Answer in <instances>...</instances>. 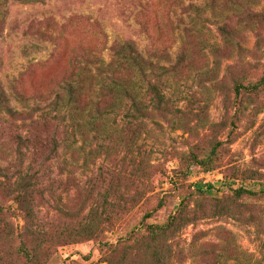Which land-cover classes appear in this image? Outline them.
Returning a JSON list of instances; mask_svg holds the SVG:
<instances>
[{"label":"rangeland","instance_id":"rangeland-1","mask_svg":"<svg viewBox=\"0 0 264 264\" xmlns=\"http://www.w3.org/2000/svg\"><path fill=\"white\" fill-rule=\"evenodd\" d=\"M261 12L264 0H0V82L10 106L47 117L46 137L60 142L38 220L45 230L87 227L98 236L59 247L42 264H106L110 249L133 232L147 236L149 226L172 217L173 264H264V89L237 92V84L263 74ZM117 40L133 41L146 58L155 50L152 62L168 72L136 76L134 101L99 99L80 116L75 107L91 95L86 61L101 53L109 62ZM75 82L85 90L76 105L65 93L57 98ZM149 83L166 96L165 113L142 117L133 106L151 108ZM16 127L12 134L24 130ZM6 128L0 162L12 173ZM219 143L218 168L191 176V157ZM240 189L249 194L237 199ZM12 214L22 225L21 213Z\"/></svg>","mask_w":264,"mask_h":264},{"label":"trees","instance_id":"trees-1","mask_svg":"<svg viewBox=\"0 0 264 264\" xmlns=\"http://www.w3.org/2000/svg\"><path fill=\"white\" fill-rule=\"evenodd\" d=\"M13 1L32 5L39 4L43 0ZM255 17L263 18L264 13L256 14ZM0 19L2 20V18ZM259 30L260 26L256 31ZM221 35L223 39H227V30L224 27L221 29ZM110 51L109 62L104 60L101 53L93 55L90 61H86V72L92 80L88 89L91 95H88V102L81 109H78L77 103L78 99L85 94V90L80 82H75V86L71 83L66 84L61 87L63 93L57 94V98L62 99L65 93L69 105L77 104L75 110L80 116L86 110L97 106L99 99L102 101L120 97L134 101L135 91L129 85L130 81L134 85L133 79L136 76L151 79L158 71L168 72L166 67L159 68L157 65L159 61L152 62L155 50H151L149 58H146L133 41L117 40ZM158 55L157 57L169 61L164 52H160ZM176 66L172 70L177 68ZM237 86L238 93H240V89H243L251 95H257L264 89V70L257 82L247 86L239 83ZM145 93L149 96L151 108L138 109L133 106L134 112L138 115L141 114L142 117H146L147 112L149 115L165 113L166 96L163 91L156 84L149 83ZM22 105L28 107V104ZM161 105H165V107L163 108ZM29 112L25 109L18 111L10 106V100L2 82H0V114L3 116V119H0V137L2 136L1 127L4 125L7 128L3 133L11 138L15 146L13 161L16 168L14 172L10 173L11 170L8 167H2L0 162V264H42L43 261L50 260L59 247L98 237L92 228L87 227L75 229V226H54L50 230L42 228L43 226L36 215V206L40 201H43L46 191L52 190L54 185L50 178L52 177L50 165L57 154L60 142L52 137V139L46 137L51 120L47 117L40 120L33 119L32 114L29 116ZM28 120L29 123L25 125ZM17 122L22 123L20 128L24 130L12 134V130L17 128ZM6 131L9 132L6 133ZM220 146V143L213 146L209 154L203 158L192 156V162L187 171L190 172L191 168H195L198 171L210 172L218 168L217 153ZM69 180L74 181L73 174H70ZM206 190L209 192L211 186H207ZM196 191L198 194H202L204 189L196 187ZM262 193L264 194V189ZM245 194L249 193L242 189L237 190L235 198L239 199ZM12 208L21 213L22 225L14 223ZM60 212L62 211L60 210ZM68 216L74 217L70 214ZM146 217L149 218V215ZM176 222L177 219L172 217L164 225L149 226L148 235L144 237H139L138 230L133 232L131 236L110 249L106 254V264H145L140 260L141 256L146 254L149 255L146 264H173L172 254L166 242L169 235L174 232ZM131 243L132 245H130ZM42 259L44 260L41 262Z\"/></svg>","mask_w":264,"mask_h":264},{"label":"built area","instance_id":"built-area-1","mask_svg":"<svg viewBox=\"0 0 264 264\" xmlns=\"http://www.w3.org/2000/svg\"><path fill=\"white\" fill-rule=\"evenodd\" d=\"M198 172L199 171L197 169H195V168H191V170H190L191 176L192 175H196Z\"/></svg>","mask_w":264,"mask_h":264}]
</instances>
